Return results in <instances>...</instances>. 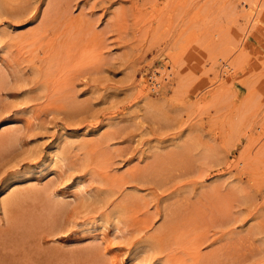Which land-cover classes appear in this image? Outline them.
Listing matches in <instances>:
<instances>
[{"label":"rangeland","instance_id":"rangeland-1","mask_svg":"<svg viewBox=\"0 0 264 264\" xmlns=\"http://www.w3.org/2000/svg\"><path fill=\"white\" fill-rule=\"evenodd\" d=\"M0 186V264H264V0H0Z\"/></svg>","mask_w":264,"mask_h":264},{"label":"bare ground","instance_id":"bare-ground-1","mask_svg":"<svg viewBox=\"0 0 264 264\" xmlns=\"http://www.w3.org/2000/svg\"><path fill=\"white\" fill-rule=\"evenodd\" d=\"M232 66H229L228 68L225 69L226 72H228V70L231 68ZM228 69V70H227ZM165 71V70H164ZM162 69L158 68V69H155L154 70V84L157 85L158 83V79L160 77V75L164 72ZM165 76H168L167 75V71ZM164 75H162L161 77H163ZM164 76V77H165ZM162 79V78H161ZM160 84V83H159ZM151 110V109H150ZM153 110V109H152ZM157 112V111H156ZM158 114H161L158 112ZM157 113H155V116H158ZM162 116V115H161ZM62 142H56L52 147H51V150L48 154V156L44 159L43 162L46 163V165L43 166V169L44 167L46 168L49 164H54V163H57L59 161H62L64 160V151H63V148L64 147V141H63V145L61 144ZM63 148H62V146ZM42 168V167H41ZM40 168V169H41ZM40 171V170H39ZM62 184V183H61ZM62 185H66V186H69L72 188L71 192L68 193V195H62L61 194V197L64 199V200H67V198H70L72 200H76V196L79 194L85 196V193H87L86 189H85V186L84 184L80 183L79 181H74L73 183L71 182L70 184H62ZM105 194V193H104ZM103 194V195H104ZM78 195V196H79ZM17 196V193L13 191V193L8 197V198H3V197H0V200H2V206L5 207L7 206L11 201H13ZM87 196V195H86ZM102 197V195H100ZM105 197V196H104ZM114 215V214H113ZM107 222H100V223H96V222H92L90 223V229H96L95 233H96V236L101 240L103 239V241L106 239H108L111 235H113V229H109L106 225ZM116 229V228H115ZM89 231V229H88ZM105 243V242H104ZM145 247H147L145 250L143 248V251L146 252L147 254H149L153 249V247H148V245L146 246V244L144 245ZM155 249V248H154ZM140 251V250H139ZM149 256V255H148ZM154 264V263H153Z\"/></svg>","mask_w":264,"mask_h":264},{"label":"snow or ice","instance_id":"snow-or-ice-1","mask_svg":"<svg viewBox=\"0 0 264 264\" xmlns=\"http://www.w3.org/2000/svg\"><path fill=\"white\" fill-rule=\"evenodd\" d=\"M43 7V5H41V8ZM5 191H7V189H4L2 186H0V197H2L5 193Z\"/></svg>","mask_w":264,"mask_h":264}]
</instances>
